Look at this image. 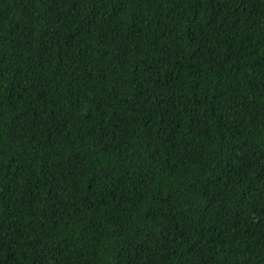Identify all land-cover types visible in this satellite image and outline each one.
I'll return each mask as SVG.
<instances>
[{
	"label": "trees",
	"instance_id": "obj_1",
	"mask_svg": "<svg viewBox=\"0 0 264 264\" xmlns=\"http://www.w3.org/2000/svg\"><path fill=\"white\" fill-rule=\"evenodd\" d=\"M0 264H264V0H0Z\"/></svg>",
	"mask_w": 264,
	"mask_h": 264
}]
</instances>
